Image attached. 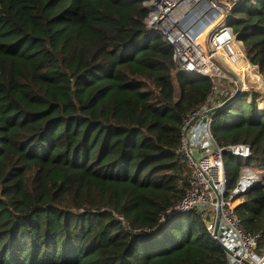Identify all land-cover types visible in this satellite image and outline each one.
Instances as JSON below:
<instances>
[{
  "label": "trees",
  "instance_id": "obj_1",
  "mask_svg": "<svg viewBox=\"0 0 264 264\" xmlns=\"http://www.w3.org/2000/svg\"><path fill=\"white\" fill-rule=\"evenodd\" d=\"M144 1L0 0V264H228L201 216L168 214L191 174L183 119L213 83L177 69ZM228 23L264 81V0ZM242 100L211 131L250 147L261 177L236 210L264 240V107Z\"/></svg>",
  "mask_w": 264,
  "mask_h": 264
},
{
  "label": "built area",
  "instance_id": "obj_2",
  "mask_svg": "<svg viewBox=\"0 0 264 264\" xmlns=\"http://www.w3.org/2000/svg\"><path fill=\"white\" fill-rule=\"evenodd\" d=\"M242 1L145 0L143 4L148 9L147 32L172 46L177 69L209 77L213 83L207 101L183 119L180 152L191 174L184 196L168 214L193 212L201 216L210 240L230 251L228 264H264L261 233L245 230L236 210L241 196L258 182L257 175L250 171V147L245 143L220 146L211 131L214 115L233 102L235 95L244 94L243 87L226 92L217 88L225 70L237 79V71L229 65L247 63L261 75L246 58L242 41L228 23L233 9ZM225 156L243 160L241 176L233 188L227 185Z\"/></svg>",
  "mask_w": 264,
  "mask_h": 264
},
{
  "label": "rangeland",
  "instance_id": "obj_3",
  "mask_svg": "<svg viewBox=\"0 0 264 264\" xmlns=\"http://www.w3.org/2000/svg\"><path fill=\"white\" fill-rule=\"evenodd\" d=\"M247 65L249 68V71H247V72L239 71L238 69L241 68L240 66L235 67L234 65L233 66L229 65V67H231V69L233 71H237V74L239 75V77L236 74L237 79H233L231 76L228 75V72L225 70V72H224L225 76H222L217 80V88L222 87L221 89H223L224 92H226V91H229V90L237 88V87H240V88L243 87L244 94H242L241 96H243V99L246 100V102L244 104L245 107L248 105V103L250 102L251 99H254L255 104L258 108L264 107L263 106L264 103H262V100H264V81L262 79V76L258 75V73L256 71H254L255 68L251 67V65H249V64H247ZM256 68L259 71L257 66H256ZM244 100H242L241 102H243ZM229 160H230L229 157L225 156V161L228 162ZM233 160L239 161L240 163L243 162L242 159L234 158ZM227 169L230 172H232L237 178H239L241 176V167L240 166L236 170V168H234L233 165L228 164V166L226 168V172H227ZM250 171L252 173H254L255 175H257L258 181H259L260 177H261V172L259 170L255 169V167L252 165V162H251ZM240 199H241V201L244 200L242 197ZM164 219L165 218H163L161 221L163 222Z\"/></svg>",
  "mask_w": 264,
  "mask_h": 264
},
{
  "label": "water",
  "instance_id": "obj_4",
  "mask_svg": "<svg viewBox=\"0 0 264 264\" xmlns=\"http://www.w3.org/2000/svg\"><path fill=\"white\" fill-rule=\"evenodd\" d=\"M241 93H238L237 95H235L234 96V100H236L238 97H240L241 95H240ZM233 100V101H234ZM229 103L230 102H228V103H226L225 105H224V107L223 108H225V107H227L228 105H229ZM222 249H224V251L226 252V253H230V251L225 247V246H223L221 243H217Z\"/></svg>",
  "mask_w": 264,
  "mask_h": 264
},
{
  "label": "bare ground",
  "instance_id": "obj_5",
  "mask_svg": "<svg viewBox=\"0 0 264 264\" xmlns=\"http://www.w3.org/2000/svg\"><path fill=\"white\" fill-rule=\"evenodd\" d=\"M206 16H207V18H209L208 15H206ZM210 16H211V15H210ZM235 65L241 67V68L238 69L239 71H242V72H247V71H249V68H248V65H247V64H235Z\"/></svg>",
  "mask_w": 264,
  "mask_h": 264
}]
</instances>
